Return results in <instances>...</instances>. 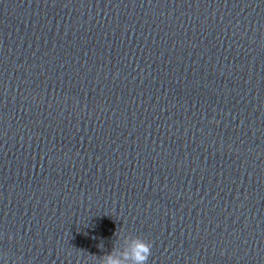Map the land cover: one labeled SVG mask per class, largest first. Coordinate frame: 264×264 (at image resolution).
I'll list each match as a JSON object with an SVG mask.
<instances>
[{
    "label": "water",
    "instance_id": "95a60500",
    "mask_svg": "<svg viewBox=\"0 0 264 264\" xmlns=\"http://www.w3.org/2000/svg\"><path fill=\"white\" fill-rule=\"evenodd\" d=\"M264 264V0H0V264Z\"/></svg>",
    "mask_w": 264,
    "mask_h": 264
},
{
    "label": "clouds",
    "instance_id": "9594fccd",
    "mask_svg": "<svg viewBox=\"0 0 264 264\" xmlns=\"http://www.w3.org/2000/svg\"><path fill=\"white\" fill-rule=\"evenodd\" d=\"M117 241H121L125 246L117 249L116 244L110 253L98 258L99 264H148L152 255V244L140 237H135L129 241L128 237L114 234Z\"/></svg>",
    "mask_w": 264,
    "mask_h": 264
}]
</instances>
